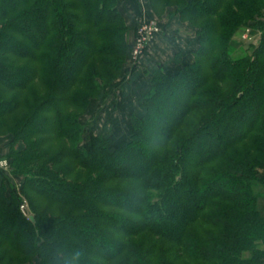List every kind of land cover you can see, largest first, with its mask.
I'll return each instance as SVG.
<instances>
[{
  "label": "trees",
  "instance_id": "1",
  "mask_svg": "<svg viewBox=\"0 0 264 264\" xmlns=\"http://www.w3.org/2000/svg\"><path fill=\"white\" fill-rule=\"evenodd\" d=\"M148 2L197 45L153 64L113 144L83 117L122 86L139 22L120 0H0V137L21 177L0 176V264H264V0ZM247 26L261 35L234 55Z\"/></svg>",
  "mask_w": 264,
  "mask_h": 264
},
{
  "label": "rangeland",
  "instance_id": "2",
  "mask_svg": "<svg viewBox=\"0 0 264 264\" xmlns=\"http://www.w3.org/2000/svg\"><path fill=\"white\" fill-rule=\"evenodd\" d=\"M168 17H166L167 21ZM177 32V33H176ZM177 35H181L182 33L176 31ZM137 30L134 33L133 44L131 45L133 48L134 41L136 38ZM245 35H248L249 38H244ZM261 35V31L251 28L249 26L244 27L237 31V34L234 36L233 44H232V53L234 55H239L243 53V49L248 47L249 43L257 42ZM152 41V40H151ZM150 41V42H151ZM150 44V43H149ZM132 48L129 58V65L126 72V79L123 81L122 86L119 89H113L108 93V95L104 98L95 99L90 108L88 109L86 115L83 117V121L86 123V135L93 133H107V137L111 139L113 144L115 143H123L126 142L129 138V134L131 131L130 128V115L134 113L133 109H126L123 105L121 106L120 96L123 95V91L127 89V86L130 87L133 73L136 69L139 68V64L141 63L142 58L145 55L139 57L137 61H133L132 58ZM146 54V53H145ZM141 98V97H140ZM140 98L138 99V108L139 111L141 109ZM135 110V111H136ZM86 136V137H87ZM10 136H2L0 137V176H7L6 182L9 186H15L17 184V180L21 179L20 176L15 177L13 175V168L10 165V160L7 158V153L9 150V142ZM85 139V143H86ZM264 173L263 170H261ZM15 180V183L12 181ZM17 181V182H16ZM263 202V201H262ZM28 200L23 197L21 201L20 208L24 212L27 217L30 216L32 211L30 210V206L28 204ZM262 210L264 211V203L262 204Z\"/></svg>",
  "mask_w": 264,
  "mask_h": 264
},
{
  "label": "crops",
  "instance_id": "3",
  "mask_svg": "<svg viewBox=\"0 0 264 264\" xmlns=\"http://www.w3.org/2000/svg\"><path fill=\"white\" fill-rule=\"evenodd\" d=\"M120 4L130 25L137 24L142 16L155 18L148 0H120ZM175 31L182 34L177 35ZM176 43H178L179 48L185 50H191L197 45L196 39L193 35H188V31L183 28L178 17H174L166 23L164 30L155 35L146 55L139 64V68L133 73L130 87L127 86L123 95L120 96L121 106L123 105L126 109L138 108V99L149 85L147 72L151 70L156 61H163L169 57L176 48Z\"/></svg>",
  "mask_w": 264,
  "mask_h": 264
},
{
  "label": "built area",
  "instance_id": "4",
  "mask_svg": "<svg viewBox=\"0 0 264 264\" xmlns=\"http://www.w3.org/2000/svg\"><path fill=\"white\" fill-rule=\"evenodd\" d=\"M161 31L159 22L151 17L142 16L137 26V34L132 48L133 61H137L144 54L148 44ZM244 38H249L245 35Z\"/></svg>",
  "mask_w": 264,
  "mask_h": 264
}]
</instances>
